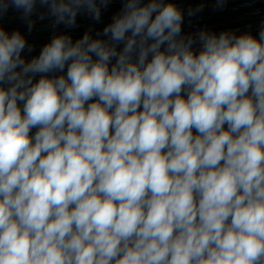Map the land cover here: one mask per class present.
<instances>
[{
  "label": "clouds",
  "instance_id": "obj_1",
  "mask_svg": "<svg viewBox=\"0 0 264 264\" xmlns=\"http://www.w3.org/2000/svg\"><path fill=\"white\" fill-rule=\"evenodd\" d=\"M109 2L0 16L31 31L39 3L73 27ZM182 22L125 0L106 40L56 35L31 60L0 27V264H264V29L201 31L197 53Z\"/></svg>",
  "mask_w": 264,
  "mask_h": 264
}]
</instances>
